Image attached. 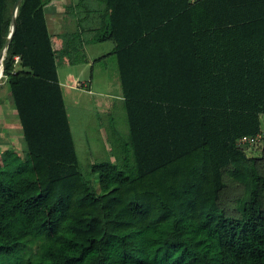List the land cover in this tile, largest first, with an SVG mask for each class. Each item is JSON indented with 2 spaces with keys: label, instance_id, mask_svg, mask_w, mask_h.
Returning <instances> with one entry per match:
<instances>
[{
  "label": "trees",
  "instance_id": "16d2710c",
  "mask_svg": "<svg viewBox=\"0 0 264 264\" xmlns=\"http://www.w3.org/2000/svg\"><path fill=\"white\" fill-rule=\"evenodd\" d=\"M102 2L129 154L84 177L43 0H21L0 88L25 145L0 159V264H264V139L238 143L264 132V0Z\"/></svg>",
  "mask_w": 264,
  "mask_h": 264
},
{
  "label": "crops",
  "instance_id": "0c3cea01",
  "mask_svg": "<svg viewBox=\"0 0 264 264\" xmlns=\"http://www.w3.org/2000/svg\"><path fill=\"white\" fill-rule=\"evenodd\" d=\"M43 3L51 42L58 52L57 73L62 91L63 87L67 86L70 89L79 88L95 92L99 94L97 103L100 107H104L103 105L106 103L112 106V102L108 98L118 99L121 106L124 107L123 113L127 120L117 57L112 53L114 43L112 40L96 41L97 32L107 20L105 4L102 0H43ZM59 66L71 69L67 71L66 76L61 77ZM74 67H79V70H73ZM8 106L12 109L9 112L11 114L9 116V113L4 114L3 112L0 119L2 127L13 122L8 118L15 117L11 101L0 102V111H6L5 109H9ZM4 128L0 127L1 136L5 134ZM6 136L8 137V135ZM4 143V138H0V151L10 148L9 145L2 146ZM74 143L76 147L75 140ZM123 144L114 148V152L111 154V150L108 149V145L102 138L100 145L89 143L88 154L91 158L94 157L100 161L114 162L113 157H126L127 145L126 142ZM102 146L103 148H101ZM101 149L103 154L108 151V154L104 155L105 158H103Z\"/></svg>",
  "mask_w": 264,
  "mask_h": 264
},
{
  "label": "rangeland",
  "instance_id": "374dc122",
  "mask_svg": "<svg viewBox=\"0 0 264 264\" xmlns=\"http://www.w3.org/2000/svg\"><path fill=\"white\" fill-rule=\"evenodd\" d=\"M70 69L71 68L59 66V73L61 77H63V75L66 76L67 71ZM73 70L77 71L79 70V67H74ZM95 73L98 74V72ZM63 95L67 106V113L71 124L72 133L76 142V150L80 169L84 177L87 180L91 181L95 187H97V175L92 172L91 163H93V161L100 160H97L94 157L91 158L88 154L87 147L89 146V143H96L97 145H100L102 142V138H104L105 144L108 145V149L111 150V152H109L112 154V152H114V148H116L119 144H123L129 141L128 123L123 113L124 107L121 106L119 100L115 98H108V100H111L112 106H109L106 103L105 105H103L104 107H100L97 103L99 94L95 92H89L87 91V89H70L69 87L65 86L63 87ZM9 101H11L10 90L8 85L5 84L0 88V102ZM5 110L6 111H0V119L2 118L1 115L3 114V112L4 114H8L12 109L11 107H9V109ZM10 114L11 113H9L8 115L10 116ZM14 114L15 117L11 116V118H8L13 122H9L3 127L1 126L0 122V127H5V134H3L2 137L1 132L0 138H4L5 143L4 145L2 144V146L9 145L8 147H10L11 150L15 149L23 155L25 142L22 136V130L20 123L18 122L16 111L14 112ZM261 126L264 130V114L261 118ZM6 135H8V137ZM94 139L95 141H93ZM101 148H103V146ZM247 152L249 154L252 153L253 155L257 156L260 153L257 150L254 151L253 147L248 148ZM101 153L103 155V158H105L106 156L104 155H107L108 151L103 154V151L101 149ZM128 153V151L125 152V156H127ZM5 156L6 155L4 150L0 151V159ZM124 160L125 159L121 156L116 158L113 157V161L118 164H122ZM130 163L132 164V158ZM126 170H128V168H126ZM230 186L231 187L227 188L224 196L222 197V200L225 202L223 206L226 207L230 214L236 215L237 212H239L236 211V201L238 200L239 194L234 189V187H232L233 185Z\"/></svg>",
  "mask_w": 264,
  "mask_h": 264
},
{
  "label": "water",
  "instance_id": "95a60500",
  "mask_svg": "<svg viewBox=\"0 0 264 264\" xmlns=\"http://www.w3.org/2000/svg\"><path fill=\"white\" fill-rule=\"evenodd\" d=\"M20 2H21V0H15V2L13 4V8H12V12H11V18H10L9 32H8V35H7L5 42L0 47V79L3 76V72H4L3 60L6 56L7 49H8L10 42H11L13 34L16 30V15H17V10H18Z\"/></svg>",
  "mask_w": 264,
  "mask_h": 264
},
{
  "label": "built area",
  "instance_id": "2783aa9c",
  "mask_svg": "<svg viewBox=\"0 0 264 264\" xmlns=\"http://www.w3.org/2000/svg\"><path fill=\"white\" fill-rule=\"evenodd\" d=\"M15 59H18L19 56L16 55L14 56ZM264 139V132H261V133H258L256 135H253V136H248V137H241L239 140H238V143L240 145H245L247 143L249 144H253V143H256L258 142L259 140H262Z\"/></svg>",
  "mask_w": 264,
  "mask_h": 264
}]
</instances>
